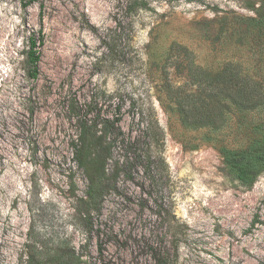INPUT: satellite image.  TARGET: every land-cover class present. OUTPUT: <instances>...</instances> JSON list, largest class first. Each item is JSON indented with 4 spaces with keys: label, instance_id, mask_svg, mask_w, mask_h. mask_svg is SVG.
Segmentation results:
<instances>
[{
    "label": "rangeland",
    "instance_id": "rangeland-1",
    "mask_svg": "<svg viewBox=\"0 0 264 264\" xmlns=\"http://www.w3.org/2000/svg\"><path fill=\"white\" fill-rule=\"evenodd\" d=\"M40 1L44 44L32 79L25 51L41 28ZM140 1L132 12L127 0H0V264H29V231L69 240L80 264H100V243L110 264H264V106L227 100L219 127L191 124L197 116L169 88H186L190 62L209 72L238 63L263 80L264 19L252 10L262 0ZM73 107L118 119L123 131L98 236L84 225ZM247 148L257 170L248 186L225 160Z\"/></svg>",
    "mask_w": 264,
    "mask_h": 264
},
{
    "label": "trees",
    "instance_id": "trees-1",
    "mask_svg": "<svg viewBox=\"0 0 264 264\" xmlns=\"http://www.w3.org/2000/svg\"><path fill=\"white\" fill-rule=\"evenodd\" d=\"M39 0H22L25 6ZM140 0H127L126 6L132 12H137L141 7ZM41 6V28L38 32L32 31L28 38V49L25 51V63L27 74L32 79H37L40 72L41 51L44 44V32L42 27ZM259 19H264V0L257 8L252 9ZM189 70V81L184 87L169 88L181 110L187 112L191 118L196 115L198 121L191 124L213 125L219 127L224 122V114L230 109L227 100L239 109H253L264 106V78L257 80L251 75L241 71L238 63H226L216 72H209L201 66H195L192 62L187 64ZM198 84L200 89L197 92H188L187 87ZM207 88L209 91L207 92ZM73 112L77 114L79 122V134L71 142L73 161L79 169H82L88 180L86 198H82V214L85 220V230L92 237L98 236V229H94L95 214L99 215L103 199L106 193L115 187L114 181L119 174L118 165L112 166L113 150L116 144L121 141L120 135L123 131L119 126L118 119L110 117L96 119L88 115H82L73 107ZM185 114V123L190 125L189 118ZM163 130L156 123V130L153 131L156 141L163 140ZM252 149L231 150L227 153L225 160L230 172L243 185H252L257 177V170L249 162ZM74 185V184H73ZM75 186V185H74ZM100 243V264H110L103 256V247ZM29 264H80L83 254L77 253L69 240L65 238L38 239L32 237L29 231V241L26 244ZM159 264L163 263L159 259Z\"/></svg>",
    "mask_w": 264,
    "mask_h": 264
}]
</instances>
